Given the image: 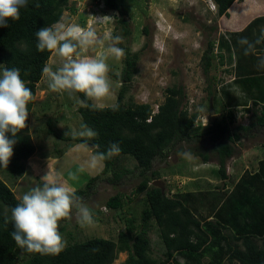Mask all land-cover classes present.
<instances>
[{
  "label": "rangeland",
  "instance_id": "obj_1",
  "mask_svg": "<svg viewBox=\"0 0 264 264\" xmlns=\"http://www.w3.org/2000/svg\"><path fill=\"white\" fill-rule=\"evenodd\" d=\"M118 1L126 10L125 20L130 30L128 37L122 35L118 25L120 14L109 8L106 0H70L71 9L63 13L61 20L83 28L94 27L101 37L119 35L122 42L118 46L124 49V53L128 50L130 55L139 54L129 83L122 79L126 68L125 54L119 60L109 56L107 63L110 67L112 92L100 100L97 107L115 106L121 89L126 85L128 91L125 105L150 104L158 111L167 98V89L182 88L184 98L181 107L190 115L199 114L197 137L177 143L165 159L156 158L148 176H151L152 171L159 173L153 185L155 181L163 182L165 194L171 198L198 195L201 190L221 189L225 183L231 189L238 175L247 168L253 169L258 159H264V127H251L255 120L254 112L258 115L262 113L263 104L254 106L253 102L259 103L264 99V84H261L264 78H260V84L255 82L258 77L250 78L248 87L239 83L240 80L237 82V71L240 74L248 71L255 76L264 75V68L258 66L264 56L260 53L259 43H256L264 37V24H257L251 37L247 38L255 45L254 54H244L245 46L239 41L246 38L245 35H232L229 38V34L243 31L255 19L264 17V0H238L231 7L230 15L222 17L218 16L213 0ZM105 16L110 19L99 23L96 21V18ZM223 37L230 39L229 44L238 41L231 53L219 47ZM211 43L214 48L211 67L207 71L204 55L210 50ZM104 52V47L97 46L87 54L100 56ZM238 63L239 67L236 68ZM47 66L53 69L59 66L55 53L51 55ZM3 68L0 65V72ZM225 91L231 92L233 101L229 104H225ZM78 109L66 93L51 91L44 75L37 85L35 105L29 116V134L36 151L25 162L26 170L22 176H11L8 168L0 167V179L11 187L19 200L32 187L42 183L41 178L49 171L48 164L53 170L62 173L68 185L75 188L76 192L85 191L80 196L81 202L92 210L94 223L82 226L73 209L71 217L62 220L59 227L67 242L66 246L90 238L116 240L119 233L125 230L127 219H135L137 225L142 224V212L146 205V193H137L144 179L135 160L121 158L114 170L118 172L124 169V175L118 177V173L112 171L89 186V182L105 167L103 164L102 168L96 170L87 169L86 161L94 152L91 140L87 141L91 148H83L80 147L82 143L63 140L50 133L52 126L59 136L70 138L66 133L71 129H79L82 123ZM212 109L214 113H211ZM230 111L234 113L233 119L229 116ZM49 121H52L51 125ZM223 121L229 124L231 133L240 135V139L233 144L236 152L234 157L226 162L227 174L230 176L226 182L217 173L220 162L215 151L227 137L216 136L212 140L203 134ZM241 126L250 129L248 132L236 131ZM181 150H192L195 158L191 161L182 158L178 155ZM198 153L210 155L211 159L205 163ZM81 165H85V171L78 172ZM70 173H76L77 179L72 180ZM115 196L121 199L123 207L120 209L107 206V202ZM192 206L190 208L193 213L205 221L207 209L200 206L195 209ZM242 221L247 223L246 220ZM149 227L152 257L163 260L166 250L154 220ZM128 257V252L120 253L113 264H123ZM27 258L23 252L20 254V259ZM201 260L202 264H208L214 259L211 253H206ZM175 261L178 264L185 263L184 259L178 257Z\"/></svg>",
  "mask_w": 264,
  "mask_h": 264
},
{
  "label": "trees",
  "instance_id": "obj_2",
  "mask_svg": "<svg viewBox=\"0 0 264 264\" xmlns=\"http://www.w3.org/2000/svg\"><path fill=\"white\" fill-rule=\"evenodd\" d=\"M217 6L219 17L229 16V10L238 0H213ZM106 4L112 10L117 11L121 18L118 25L122 35L128 37L130 30L125 20V8L118 0H106ZM38 5V6H37ZM70 0H29L27 7L20 10V18L16 21H8L7 27H0V65L4 68H18L21 78L32 89L36 96L37 85L43 79V68L47 66L53 52H40L37 50L36 32L46 26L60 22L63 13L70 8ZM257 24H264V17L255 19L249 26L240 32L229 34L245 35L250 38L252 30ZM147 33V31H145ZM253 39L254 36L252 35ZM229 38L223 37L219 47L231 53L238 41L229 44ZM239 40V39H236ZM204 55L206 70L211 67L212 46ZM260 53L264 56V37L259 43ZM230 55V54H229ZM230 58L231 55H230ZM139 54L130 55L125 50L126 68L122 79L129 83L132 80ZM239 67V63L236 68ZM237 71V70H236ZM238 80L243 86L247 85L250 78L258 77L256 83L260 84V78L253 72L238 71ZM264 84V83H261ZM128 89H121L117 104L112 107L83 108L78 112L83 124L98 133L91 140L95 151L106 152L108 147L116 143L121 152L104 162L103 171L89 182V186L104 174L114 171L120 177L126 172L124 169L115 171L121 158H132L137 162V168L141 169L143 181L137 189V193H146L145 208L142 212V224L137 225L135 219H127V226L120 232L116 240L103 238H90L85 241L70 243L58 255H41L28 253L20 249L12 238L14 226L10 220V209L19 202L11 187L0 179V264H113L118 255L128 252L129 257L123 264H178L175 260L182 258L184 264H202L204 254L211 253L213 261L208 264H264V159H258L253 169H245L241 175L233 181V187L225 183L221 189L201 190L198 195L187 197H169L160 187L153 185V181L159 178V173L148 172L152 170L156 158L165 159L171 148L177 143L185 142L197 137L196 125L199 114L190 115L181 107L184 93L182 88L167 89V98L158 111L150 104H133L127 106L124 103ZM250 94V90H247ZM226 96L225 104L231 103V92H223ZM262 94V92H260ZM252 94V93H251ZM84 99L82 94H79ZM233 101V100H232ZM92 104V101H88ZM263 104L262 113L254 112L253 126L264 127V99L262 102H253L254 106ZM35 100L28 105L29 116L32 113ZM232 109L233 107H228ZM249 112L250 110L247 109ZM234 113L230 111V118ZM29 116L27 127L9 139H15L13 156L7 166L11 176H22L26 170L25 162L31 158L36 147L29 134ZM52 124V121H49ZM197 126V127H196ZM227 122L216 124V128L208 129L203 134L212 140L218 137H227L216 148V155L220 165L217 173L223 181L229 180L226 162L234 157V141L240 139L236 132L231 133ZM249 127H238L236 131L248 132ZM50 133L63 140H72L75 143H84L79 138H64L50 128ZM231 142V143H230ZM233 142V143H232ZM183 152V150H181ZM192 152V150H191ZM205 163L211 159L210 155L199 154ZM88 186V187H89ZM85 191L76 192L82 196ZM222 196L225 198L222 199ZM195 209L205 207L207 215L196 216L190 206ZM107 206L112 209L122 208L119 196L111 198ZM199 211V210H198ZM197 211V212H198ZM9 217L7 223L5 218ZM154 220L163 245L165 258L155 259L151 254V240L149 238L150 222ZM246 220L247 223H243ZM235 244V245H234ZM24 253L28 258L20 259ZM179 261V259H178Z\"/></svg>",
  "mask_w": 264,
  "mask_h": 264
},
{
  "label": "clouds",
  "instance_id": "obj_3",
  "mask_svg": "<svg viewBox=\"0 0 264 264\" xmlns=\"http://www.w3.org/2000/svg\"><path fill=\"white\" fill-rule=\"evenodd\" d=\"M28 2L0 0V27H7L9 20H19L20 10L27 7ZM107 19L110 17L96 18V21L99 23ZM36 38L38 51L53 52L58 58V67L43 68L51 91L66 93L78 107L93 109L100 100L110 95L112 81L107 60L109 56L116 60L124 56V49L118 46L122 42L121 36L101 37L94 27L83 28L75 23L60 21L39 29ZM239 43L245 46V55L255 53V45L247 38H242ZM256 43H260V40ZM97 46L104 47V54H87ZM258 66L264 68V59L260 60ZM78 94H82L84 99ZM34 100L33 91L21 78L20 70L3 68L0 72V167L7 168L16 143L15 139H9L6 134L11 133L12 137H16L18 132L27 127L28 105ZM88 101L93 103L89 104ZM66 135L84 141L80 147L91 148L87 141L96 138L98 133L81 123L79 129H71ZM120 152L119 145L113 143L106 152H93L86 161V167L90 170L102 168L106 160ZM178 155L189 161L195 158L191 152ZM48 168L47 174L41 178L42 183L24 193L16 206L10 209V220L14 226L11 235L16 245L28 253L58 255L67 243L59 230L60 222L69 219L73 209L82 226L91 225L94 219L92 210L81 202L75 188L68 185L62 173L53 170L49 164ZM83 171L85 165L78 169V172ZM69 175L72 180L77 179L76 173ZM8 220L9 217H6L5 223Z\"/></svg>",
  "mask_w": 264,
  "mask_h": 264
},
{
  "label": "water",
  "instance_id": "obj_4",
  "mask_svg": "<svg viewBox=\"0 0 264 264\" xmlns=\"http://www.w3.org/2000/svg\"><path fill=\"white\" fill-rule=\"evenodd\" d=\"M211 113H214V111H213V109L211 110ZM93 146V145H92ZM91 146V147H92ZM92 148H94L95 149V147H92ZM154 186H156V187H160L161 189H162V191L164 192V183L163 182H161V181H155L154 182Z\"/></svg>",
  "mask_w": 264,
  "mask_h": 264
},
{
  "label": "crops",
  "instance_id": "obj_5",
  "mask_svg": "<svg viewBox=\"0 0 264 264\" xmlns=\"http://www.w3.org/2000/svg\"><path fill=\"white\" fill-rule=\"evenodd\" d=\"M235 4V3H234ZM245 6H246V4H245ZM232 10V8L229 10V11H231ZM203 191V190H202Z\"/></svg>",
  "mask_w": 264,
  "mask_h": 264
}]
</instances>
